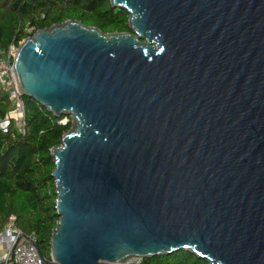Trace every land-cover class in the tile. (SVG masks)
<instances>
[{
  "label": "water",
  "instance_id": "95a60500",
  "mask_svg": "<svg viewBox=\"0 0 264 264\" xmlns=\"http://www.w3.org/2000/svg\"><path fill=\"white\" fill-rule=\"evenodd\" d=\"M110 3L131 32L66 20L19 45L21 95L72 117L50 259L21 238L41 264H264V0Z\"/></svg>",
  "mask_w": 264,
  "mask_h": 264
},
{
  "label": "trees",
  "instance_id": "16d2710c",
  "mask_svg": "<svg viewBox=\"0 0 264 264\" xmlns=\"http://www.w3.org/2000/svg\"><path fill=\"white\" fill-rule=\"evenodd\" d=\"M66 20H78L105 34L128 33L129 13L112 7L110 0H0V51L19 45L41 29ZM25 99V132L0 130V230L11 220L37 239L50 259V239L59 219L55 168L51 149L62 142L72 121L56 117L34 99ZM11 110V100L0 93V119ZM140 264H210L187 250L141 260Z\"/></svg>",
  "mask_w": 264,
  "mask_h": 264
},
{
  "label": "built area",
  "instance_id": "2783aa9c",
  "mask_svg": "<svg viewBox=\"0 0 264 264\" xmlns=\"http://www.w3.org/2000/svg\"><path fill=\"white\" fill-rule=\"evenodd\" d=\"M19 45L11 43L8 48L0 51V93H6L11 100L10 112L0 119V130L4 133L12 128L25 132V99L19 92L14 69ZM63 119L60 123H67L68 120ZM23 234L15 225L14 218L0 230V246L4 248L0 264H41L33 245L21 238Z\"/></svg>",
  "mask_w": 264,
  "mask_h": 264
},
{
  "label": "crops",
  "instance_id": "0c3cea01",
  "mask_svg": "<svg viewBox=\"0 0 264 264\" xmlns=\"http://www.w3.org/2000/svg\"><path fill=\"white\" fill-rule=\"evenodd\" d=\"M4 254V248L2 246H0V255Z\"/></svg>",
  "mask_w": 264,
  "mask_h": 264
},
{
  "label": "rangeland",
  "instance_id": "374dc122",
  "mask_svg": "<svg viewBox=\"0 0 264 264\" xmlns=\"http://www.w3.org/2000/svg\"><path fill=\"white\" fill-rule=\"evenodd\" d=\"M63 120H71L72 121V117L68 116L67 118H64Z\"/></svg>",
  "mask_w": 264,
  "mask_h": 264
}]
</instances>
